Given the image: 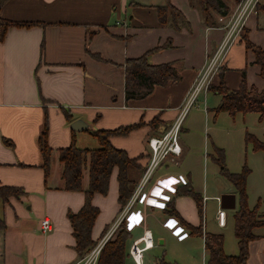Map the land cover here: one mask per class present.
<instances>
[{
  "label": "crops",
  "instance_id": "1",
  "mask_svg": "<svg viewBox=\"0 0 264 264\" xmlns=\"http://www.w3.org/2000/svg\"><path fill=\"white\" fill-rule=\"evenodd\" d=\"M170 3L181 16L167 24L161 23L157 10L165 0H7L1 6L0 18L35 25L10 27L0 41V187L21 190L17 197L0 199V264H74L80 258L74 248L70 218L83 206L85 197L83 191L63 190V167L58 161V150L67 148L72 141L77 148L96 149L99 142L91 131H111L140 123L126 134L109 137V143L130 158L143 156L137 161L141 171L130 170L138 182L147 161L148 138L164 133L176 118L207 58L227 35L234 14L232 11L228 17H217L216 25L211 26L204 23L187 0ZM243 31L251 43L264 47V8L257 5L252 10ZM159 46L164 47L150 52L149 62L171 63L179 79L166 86H155L143 98L127 100L125 59L139 57ZM253 59L239 33L229 44L219 67L228 89L238 87L242 70L247 85L262 87ZM218 73L211 79L214 86L219 83ZM201 96L205 104L208 98L214 105L201 109L206 114L204 134L205 121L211 115L215 119L221 95L207 89ZM63 110L72 116L70 122ZM189 111L179 134L180 156L176 161L166 159L147 186L148 189L156 181H163L181 191L170 196L178 218L167 214V208L145 204L143 192L122 224L128 233L123 264H135L129 249L145 231L150 232L153 244L143 252L141 264H206L204 234H221V228L227 225L226 212L223 227L203 229L202 206L207 196L197 192L201 200L199 212L195 200L182 192L185 185L194 192L188 168L182 167L196 147L193 134L198 130L194 120L186 119ZM77 119L85 123L86 130L70 128V123ZM45 122L47 145L51 149L47 174L38 147ZM204 140L202 149L206 151L208 145ZM211 146L214 153L218 148ZM206 153L204 162L208 158L215 162L214 154ZM116 177L117 168H113L106 195L95 193L91 198L92 206L98 209L90 231L93 244L106 234L125 207L118 202ZM81 185L83 190L88 186L86 168ZM218 200L220 204L219 197ZM157 203L164 205L162 201ZM235 209L236 199L234 208L229 210ZM43 218L51 223L47 233L40 231ZM178 219L193 228L200 227L202 234L190 233ZM253 232L257 238L248 245L246 264H264V229L256 228ZM223 252L237 254L236 238L235 246L230 245L229 250L223 240Z\"/></svg>",
  "mask_w": 264,
  "mask_h": 264
},
{
  "label": "trees",
  "instance_id": "2",
  "mask_svg": "<svg viewBox=\"0 0 264 264\" xmlns=\"http://www.w3.org/2000/svg\"><path fill=\"white\" fill-rule=\"evenodd\" d=\"M7 0H0V8ZM191 7H195L200 18L205 24L215 26L219 17H228L232 12L231 7L238 5L241 0H232V6L226 2L228 0H188ZM159 20L162 24L169 21L175 22L176 17L181 13L165 0L163 6L158 7ZM170 10V20L166 17L165 11ZM212 10V11H210ZM35 25L28 22H13L0 18V41L3 40L8 28H29ZM245 48L253 54V64L259 68L258 75L262 80V87L258 89L253 85H247L245 71L241 72V80L236 89H228L223 82V69L218 71L219 83L214 86L210 84L208 90L221 95V105L215 112H226L234 117L236 114H258L259 120L264 118V48H260L251 43L247 34L241 37ZM155 47L136 58H127L123 64L124 67V92L125 98L140 99L150 94L155 86H166L170 82L179 79L174 72L171 63L151 64L148 60L150 52L163 48ZM67 122L72 120V116L67 110H63ZM140 123L125 127H119L111 131H91L90 134L99 142L96 149L77 148L73 141L64 149L58 150V161L62 164L61 179L63 181V190L65 191H83L85 201L80 210L70 218L71 227L75 235V251L79 257H82L94 245L90 239V231L94 220L98 214V209L91 204V198L95 193L106 195L108 189L109 176L113 168H117L118 182V202L121 207L125 206L131 197L137 181L131 175V169L140 170L137 164V158H130L123 150L114 148L109 143V137L112 135H123L138 127ZM46 122L38 138V147L42 157V168L45 174L48 173L51 149L47 145ZM246 142L253 146L254 151L264 153V141L257 140L253 135H246ZM215 162L220 166V173L238 192L240 201L235 210L233 218V233L237 240L238 252L236 255H226L223 252V236L221 234H204V249L207 252L206 264H246L248 258V245L255 240L257 236L253 230L264 226V219L257 214L256 209H249L246 204L245 180L248 170L242 168L240 173H230L224 166V156L220 149H215ZM148 155V154H147ZM146 155V156H147ZM84 168L88 171V186L82 189L81 179ZM141 171V170H140ZM184 194L190 195L197 204L201 212L200 196L194 193L189 185L182 187ZM21 190L15 187H0V199L6 201L9 197H17ZM181 194L177 189L175 195ZM166 213L177 216L172 200L167 203ZM178 218V217H176ZM180 224L194 235H201V229L186 225L181 219ZM123 224V223H122ZM120 225V230L113 240H109L103 246L98 264H123L126 252L125 243L128 233Z\"/></svg>",
  "mask_w": 264,
  "mask_h": 264
},
{
  "label": "rangeland",
  "instance_id": "3",
  "mask_svg": "<svg viewBox=\"0 0 264 264\" xmlns=\"http://www.w3.org/2000/svg\"><path fill=\"white\" fill-rule=\"evenodd\" d=\"M226 3L232 6V0H228ZM257 3L259 4H256V6L259 5L264 8L262 1L260 3L258 0ZM188 5L190 6L189 2ZM237 6H232V11H235ZM191 8L197 12L195 7ZM165 14L168 20H170V10H166ZM213 15L217 19V16L215 14ZM243 32L242 27L239 32L241 37L244 34ZM257 47L264 48L261 46ZM209 94L207 95L208 97ZM207 99L205 104L201 96L198 99V105L196 102L186 118L187 120H194L198 131L193 134V142L196 147L192 149L189 160L182 165V167L188 168L187 172L190 174L194 193H202V197L207 196L202 206V228L208 230L219 229L216 222V212L220 207L218 197L220 198L221 195L229 192L233 193L236 199V209L240 201L238 192L220 173V166L217 162H212L210 158L207 159V162H204L206 160V151L214 154V157H217L215 152H212L213 147L211 144L222 150L224 166L228 172L240 173L242 168L248 170L245 180L246 204L249 209H256L257 214L264 219V153L262 151H254L252 144L246 142L247 134L253 135L259 141H264V118L259 120L255 113H248L243 116L242 114H236L234 117H231L226 113L218 112L216 113L215 119L211 115L205 121L206 131L203 134V115L205 113L201 109L202 107L212 108L214 106L212 101H208ZM203 138L206 139L204 140L205 146L208 145L206 151L202 149ZM135 175L134 173V179H136ZM226 212L228 215L227 225L221 228V234L227 250H229L230 245L232 247L235 246L232 218L235 211L226 209ZM260 228L264 229V226Z\"/></svg>",
  "mask_w": 264,
  "mask_h": 264
},
{
  "label": "built area",
  "instance_id": "4",
  "mask_svg": "<svg viewBox=\"0 0 264 264\" xmlns=\"http://www.w3.org/2000/svg\"><path fill=\"white\" fill-rule=\"evenodd\" d=\"M258 0H241L236 10L234 11L233 18L227 29V35L221 41L217 49L211 53L207 58V62L201 72L197 75L193 85L189 89L186 98L180 111L173 122L165 130L164 133L158 136L149 137L147 140L148 155L145 167L141 176L135 186V189L129 198L127 204L121 211L120 215L115 220V223L107 230L106 234L94 244L88 252L80 257L74 264H98L100 252L112 237L114 231L120 228L129 208L134 204L137 198L146 193L145 204L152 207H160L164 210L170 202V196L175 195V190L171 188L170 184H165L163 181H156L151 188L147 189L150 179L154 171L169 157L174 161L181 154V147L179 144V134L181 125L185 114L195 106L199 96L208 89L212 77L217 73L222 61L225 57L229 44L233 41L236 35L243 27L244 21L247 16L252 12ZM146 189V190H145ZM165 191V194L163 192ZM170 193L171 195L167 194ZM162 201L164 205H159L157 202ZM166 205V206H165ZM166 210V209H165ZM226 210L219 207L216 212L217 225L223 227L225 225ZM51 230V223L48 218H43L40 221V231L47 233ZM153 241L149 231H145L143 236L132 243L129 249V255L135 264H141L143 252L152 247Z\"/></svg>",
  "mask_w": 264,
  "mask_h": 264
},
{
  "label": "water",
  "instance_id": "5",
  "mask_svg": "<svg viewBox=\"0 0 264 264\" xmlns=\"http://www.w3.org/2000/svg\"><path fill=\"white\" fill-rule=\"evenodd\" d=\"M70 128L73 131H83L87 127L83 121L77 119L70 123ZM235 206V196L233 194H224L220 197V207L224 209H232Z\"/></svg>",
  "mask_w": 264,
  "mask_h": 264
}]
</instances>
